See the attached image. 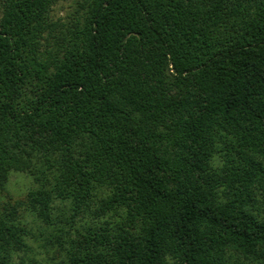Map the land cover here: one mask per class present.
<instances>
[{
	"label": "trees",
	"instance_id": "trees-1",
	"mask_svg": "<svg viewBox=\"0 0 264 264\" xmlns=\"http://www.w3.org/2000/svg\"><path fill=\"white\" fill-rule=\"evenodd\" d=\"M59 1L0 0V264H264V0Z\"/></svg>",
	"mask_w": 264,
	"mask_h": 264
},
{
	"label": "rangeland",
	"instance_id": "rangeland-1",
	"mask_svg": "<svg viewBox=\"0 0 264 264\" xmlns=\"http://www.w3.org/2000/svg\"><path fill=\"white\" fill-rule=\"evenodd\" d=\"M82 0H60L52 9L51 19L53 21H65L75 16L78 3ZM0 13V17H1ZM33 179L22 173H13L11 175L8 191L16 198H23L33 188H35ZM31 220V219H30ZM36 246V245H35Z\"/></svg>",
	"mask_w": 264,
	"mask_h": 264
}]
</instances>
